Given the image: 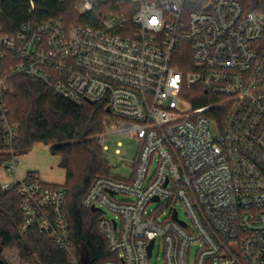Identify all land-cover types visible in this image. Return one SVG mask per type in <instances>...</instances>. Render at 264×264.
Listing matches in <instances>:
<instances>
[{
  "label": "built area",
  "instance_id": "built-area-1",
  "mask_svg": "<svg viewBox=\"0 0 264 264\" xmlns=\"http://www.w3.org/2000/svg\"><path fill=\"white\" fill-rule=\"evenodd\" d=\"M60 2L76 16L13 36L0 27V135L12 156L1 187L20 197L21 236L37 231L83 264L66 185L19 173L6 103L15 76L105 105L106 134L139 141L130 176L97 178L83 200L101 214L107 264H153L157 246L163 264H264V17L239 0Z\"/></svg>",
  "mask_w": 264,
  "mask_h": 264
},
{
  "label": "trees",
  "instance_id": "trees-1",
  "mask_svg": "<svg viewBox=\"0 0 264 264\" xmlns=\"http://www.w3.org/2000/svg\"><path fill=\"white\" fill-rule=\"evenodd\" d=\"M28 1L0 0L3 33L13 36L29 21L42 23L76 16L71 5L60 0H35L36 9L30 13ZM239 1L247 12L264 17V0ZM9 84L6 97L9 118L19 129L12 147L15 156L26 155L42 143L50 147L52 155L62 159L61 167L67 172L66 211L77 251L88 254L89 264H107L113 255L99 231L101 214L83 206L95 180L112 177L100 145L108 118L106 106L98 103L78 106L51 88L22 76L11 78ZM206 103L199 102L198 106ZM11 158L0 135V169ZM22 220L18 193L4 191L0 185V264H69L67 254L55 248L45 235L34 231L28 237L21 236Z\"/></svg>",
  "mask_w": 264,
  "mask_h": 264
},
{
  "label": "rangeland",
  "instance_id": "rangeland-1",
  "mask_svg": "<svg viewBox=\"0 0 264 264\" xmlns=\"http://www.w3.org/2000/svg\"><path fill=\"white\" fill-rule=\"evenodd\" d=\"M105 132L107 133L106 126ZM101 136V135H100ZM119 144H121L119 146ZM105 145L107 150L104 151L105 159L111 168V174L113 178H122L130 176L132 163L137 155L139 149V141L133 138H127L123 135L111 136L106 134ZM116 151H120V155L116 154ZM19 173L22 177L28 174H37L41 180L47 184L52 185H66L67 172L61 167L62 159L59 156L52 155L50 147L39 143L36 144L31 152L19 157ZM10 177L4 174V167L0 169V185L4 182H9ZM161 205L154 204L152 208L158 209ZM180 217L184 221H189L183 207L177 205ZM107 217L114 218V215L107 212ZM192 258L197 254V248L192 249ZM153 264H163L162 253L160 248L154 251V256L151 260Z\"/></svg>",
  "mask_w": 264,
  "mask_h": 264
},
{
  "label": "water",
  "instance_id": "water-1",
  "mask_svg": "<svg viewBox=\"0 0 264 264\" xmlns=\"http://www.w3.org/2000/svg\"><path fill=\"white\" fill-rule=\"evenodd\" d=\"M109 111V110H108ZM93 212H97L98 209L97 208H93L92 209ZM177 217V216H175ZM152 248H153V243L151 244V246L149 247V253L151 255V252H152ZM82 263L83 264H89V257H88V254L86 252H83L82 254Z\"/></svg>",
  "mask_w": 264,
  "mask_h": 264
}]
</instances>
